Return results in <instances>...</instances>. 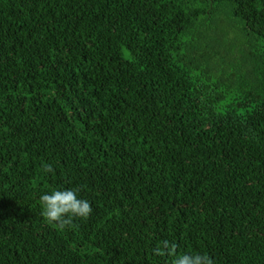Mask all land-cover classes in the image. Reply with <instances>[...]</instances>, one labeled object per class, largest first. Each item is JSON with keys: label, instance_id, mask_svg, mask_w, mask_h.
I'll list each match as a JSON object with an SVG mask.
<instances>
[{"label": "trees", "instance_id": "obj_1", "mask_svg": "<svg viewBox=\"0 0 264 264\" xmlns=\"http://www.w3.org/2000/svg\"><path fill=\"white\" fill-rule=\"evenodd\" d=\"M54 189L91 214L46 222ZM163 241L264 264V0H0V264Z\"/></svg>", "mask_w": 264, "mask_h": 264}, {"label": "clouds", "instance_id": "obj_2", "mask_svg": "<svg viewBox=\"0 0 264 264\" xmlns=\"http://www.w3.org/2000/svg\"><path fill=\"white\" fill-rule=\"evenodd\" d=\"M45 173L53 172L50 164L43 167ZM42 207L41 215L46 222L53 224L58 230L73 227V218H87L92 207L89 201L78 198L76 189H54L51 193L40 196ZM156 255H169L173 257L172 264H214L213 259L206 253H183L176 255V245L163 241L154 250Z\"/></svg>", "mask_w": 264, "mask_h": 264}]
</instances>
